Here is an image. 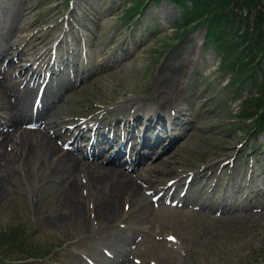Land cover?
Segmentation results:
<instances>
[{"label": "rangeland", "instance_id": "1", "mask_svg": "<svg viewBox=\"0 0 264 264\" xmlns=\"http://www.w3.org/2000/svg\"><path fill=\"white\" fill-rule=\"evenodd\" d=\"M130 5V0H0L3 33L9 30L5 26L12 17L3 16L5 6L21 9L25 15L23 20L18 17L19 32L11 41L0 37V80L20 92L33 87L27 101L31 108L38 101L39 87L47 81L29 80L32 72L41 71L43 77L55 59L58 64L68 60L75 70L50 78L40 97L43 105L36 109L38 121L50 114L53 120L65 122L56 128L62 138L75 136L77 144L87 148L91 141L80 135L91 133L87 129L91 123L100 132L104 126L117 127L123 116L130 119L163 105L162 96L175 95L169 103L180 106L172 111L176 132L165 134L139 169L138 156L134 159L135 169L128 172L140 175L136 177L140 192L126 205L121 197L114 215L99 206L107 197L94 188L84 166L76 176L69 174L79 185V197L69 202L63 200L60 179L32 186L39 176L35 164L40 153L31 155L30 166L17 164L0 198V231L24 237L8 253L0 252V264H89L85 258L104 264L102 257L107 264L106 258L112 264H264V130L254 118L243 116L258 105L264 91L260 85L237 90L230 75L221 72L217 52L203 47V30L178 38L182 30L174 25L182 10L175 3L148 0L127 17ZM25 45L20 60L17 55ZM3 54L8 56L5 60ZM12 57L20 68L11 66L7 71ZM165 77L177 78L175 94L157 93L156 88L169 84H163ZM0 115L5 117L2 110ZM136 123L144 129L141 119ZM25 125L21 128H32ZM126 126L123 122L121 129ZM170 139L173 144L167 148ZM118 147L108 146L95 161H83L100 169ZM43 160L47 162L45 156ZM122 163L126 172L131 164L125 159ZM7 169L13 174V167ZM171 183L176 187L173 200L160 203L152 201L153 194L147 195L149 189L167 191ZM75 202L82 212L72 216ZM254 207L261 209L253 211ZM97 214L102 217L99 221ZM115 234L123 237L110 246ZM36 245L43 246L49 256L24 260L23 250ZM104 248L124 253L115 260Z\"/></svg>", "mask_w": 264, "mask_h": 264}, {"label": "bare ground", "instance_id": "2", "mask_svg": "<svg viewBox=\"0 0 264 264\" xmlns=\"http://www.w3.org/2000/svg\"><path fill=\"white\" fill-rule=\"evenodd\" d=\"M2 12H4L3 16H12V17L6 22L7 25L5 26L6 28H9V30L7 29L8 31H5L4 33L0 30V37L6 39L7 41H11L13 37L16 36L19 32V30H17L18 27L15 26V23L18 17H19V20L20 19L23 20L25 15H24V12L21 11V9H17V8L15 9L14 6H10V7L5 6L2 9ZM4 24H5V21L2 22V26ZM202 34H204V31H202ZM202 34H201L200 40H204V35ZM25 48H26V45L22 48L21 53L17 55L18 58H20V60H23L22 56L23 57L25 56V53H24ZM195 48H197V46ZM11 51H12L11 49L10 50L8 49L6 52L10 54ZM7 57H8L7 54L6 55L3 54L1 59L5 60ZM13 57L8 62V65L6 66L7 71H9L11 66L13 67V69H17L18 67L20 68V65H19L20 62L19 63L16 62ZM39 57L41 56H38V63H39ZM191 62H194V59H192ZM32 67L33 65L29 67L26 66L22 68V70H20L19 72L21 74L23 71L27 69H31ZM3 73H6V71H4ZM31 75L32 76L31 77L29 76L28 79L31 81L33 80L34 82H37V81L39 82L40 79L42 78L41 71L32 72ZM33 75L35 76L33 77ZM171 75H175V74H171ZM163 80H165L163 84L167 81L169 82V84H167L166 86L162 88L161 87L156 88L158 90L157 93L159 94L163 93L165 95L164 91L166 90V91H171V93L175 94L176 91L175 89H173L174 88L173 83H176L177 78L172 81L171 79L166 80V77H165ZM59 85H61V83ZM33 89H34L33 87L26 88L24 91L20 92L14 86L10 84H6L5 81L0 80V110H2V112L5 114V117L0 115L1 116L0 118V198L4 197V195L7 192L6 188L9 187L11 184V177L13 178L14 176L15 168L17 167L16 165L18 164L19 166L21 165L30 166L31 155L35 153H40V158L36 159L37 163L35 164L38 170L39 176H36V179L34 180L33 185H32L33 187H37L40 183L42 185L43 180L49 181L52 179H60L61 180L60 183H63L61 184V186L65 188V190L63 191L64 193L63 200L74 202V199L79 197V191H78L79 185H76L75 180H70L71 176L69 174L73 175V172H75V176H76V173L80 169V167L84 166L87 170L88 177L90 178L93 185L95 186L94 188L99 189V191L102 190V193L105 192L104 193L105 198L107 197L106 201L100 204L99 206L106 207L108 213L111 215H114V213L116 214V212L118 211L119 201L126 199V202H125V205H126L128 204V201H129L128 199H131L130 197H135L137 193L140 192V187L136 181V177L140 175L135 176V175H132L133 173L132 174L126 173L124 172L123 169L117 167V165L119 166L123 165V163H121L122 160L117 161L120 156V151H117L115 155L109 159L108 162L112 163L110 167L104 164L103 167L101 166L100 169H96L97 167L94 166L95 163L94 164L87 163L88 165H85V162L83 161V159H88L91 161H94L95 159L94 157H92V154L95 153L97 146L99 144L96 137L94 136L92 138L93 139L92 148L89 149V151H87V155H82L81 157L78 156L75 153L76 152L75 146L69 145L70 148H66L67 146L66 139L62 138L61 132H58L56 130L57 127L59 128L60 125L64 124L65 122L59 123L58 121L53 120L50 114L48 117H41L39 121L36 120L37 117L35 118V116H37L36 112L38 111L36 109L37 108L40 109L42 107L43 101L42 99H38V101L36 103L34 102L33 106H31L30 108V105L27 103V101L30 99L31 95L34 93ZM27 91L28 93H26ZM174 96H171V97L162 96L160 99L164 101L163 105L154 107L153 111H151L150 109H146V114L138 118V119H141L144 125V129L150 128L153 124L157 123L171 133V130L168 129V127H170V124H171L172 111L173 110L179 111L180 109V106L174 107V106H171L169 103L170 100L174 99L173 98ZM157 116H162V118L157 119L156 118ZM138 119L134 121L132 120V122H130L129 125L127 124V126L122 129L121 127H122L123 122L119 123L120 135H126L131 138V143L128 145L127 150H126L127 157L125 161H134V159H136V157L138 156V163H137L136 169H139L140 166L142 167L145 159H147L151 155L150 154L151 151H153L155 147L157 146V145H151L150 147H147V148L143 146L142 135L140 133L144 129L143 128L140 129L141 124L137 125L136 121ZM35 123H40L38 127L33 128V129H40L39 131L32 130V128H30L31 130L30 129L28 130L26 128L25 129L21 128L22 124L34 125ZM80 136L83 137L84 139H87L88 135L86 136L85 132H82ZM75 139L76 138L74 136L73 140ZM90 141L92 142L91 139ZM160 141L161 140H157V142H160ZM172 144H173V139H170L169 145L167 146V148H169ZM44 156L47 159L46 163L43 160ZM2 163H5V168L2 166ZM45 164H49V166H46ZM7 166L13 167V174H10V171L7 169ZM122 168H124V166ZM26 174L29 175L30 171L28 170ZM26 174L25 176H27ZM169 193L170 195L168 197H171L175 193V189H172V190L169 189ZM121 197H123L122 200H121ZM159 197L161 198L160 203H163L162 197H166L164 196V193H161ZM179 201L184 202L185 199L183 200V198H181ZM224 208L226 209V207ZM72 209L73 210L70 211V215L72 216H77L82 212V209L79 207L78 202L74 204ZM231 209L233 210V208ZM258 209H261V208L254 207L253 211L258 210ZM100 211H103V210L100 208ZM97 216H98L97 218L98 221L102 219L101 215L97 214ZM128 230H129V227H128ZM143 233H144V230H143ZM122 237L123 236H120V234H115L113 236L111 235L108 243L110 244V246L111 245L114 246V244L117 243L116 241H119L120 239H122ZM125 237H128V236H125ZM105 250H106L105 252L110 251L114 255L115 260H116V256H119V257L123 256V253H124L122 252V254L121 253L115 254L110 249H105ZM100 256H102V254H100ZM102 259L103 257L101 258L100 262L107 264L106 261H103ZM106 259L110 264H112L111 259H108V258ZM85 260L88 261L89 264H92L93 262V260H89L88 258H85Z\"/></svg>", "mask_w": 264, "mask_h": 264}, {"label": "trees", "instance_id": "3", "mask_svg": "<svg viewBox=\"0 0 264 264\" xmlns=\"http://www.w3.org/2000/svg\"><path fill=\"white\" fill-rule=\"evenodd\" d=\"M148 0H130L125 16L144 7ZM161 1V0H157ZM182 10L174 27L182 32L206 28L204 48L214 49L220 56L221 72L229 74L237 90L258 86L264 91V0H170ZM258 107L244 113L254 118L256 126L264 130V97L258 99ZM17 234V235H16ZM0 231V252L10 251L11 245L24 236ZM18 236V237H16ZM46 249L41 245L23 250L24 256L41 257Z\"/></svg>", "mask_w": 264, "mask_h": 264}]
</instances>
